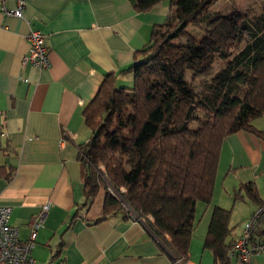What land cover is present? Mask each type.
Instances as JSON below:
<instances>
[{
	"label": "crops",
	"instance_id": "crops-1",
	"mask_svg": "<svg viewBox=\"0 0 264 264\" xmlns=\"http://www.w3.org/2000/svg\"><path fill=\"white\" fill-rule=\"evenodd\" d=\"M3 6L15 3L0 0V207L11 208L22 242L30 240L31 222L44 215L32 251L36 263L219 264L205 248L213 210H232L231 243L259 207L245 193L235 201L240 187L254 183L264 201V116L253 122L262 137L240 131L224 140L213 200L197 204L186 262L155 235L151 216L105 215L107 180L84 207L79 155L91 137L84 111L107 75L117 76V87L133 86V75L123 71L142 60L154 28L171 13L169 2L140 13L130 0H26L23 19L6 16ZM31 28L45 36L48 69L23 64ZM263 235L264 221L255 239ZM249 264H264V254Z\"/></svg>",
	"mask_w": 264,
	"mask_h": 264
},
{
	"label": "trees",
	"instance_id": "trees-1",
	"mask_svg": "<svg viewBox=\"0 0 264 264\" xmlns=\"http://www.w3.org/2000/svg\"><path fill=\"white\" fill-rule=\"evenodd\" d=\"M130 1L140 13L169 2L171 13L154 28L151 42L139 53L142 60L123 71L133 75V86L117 87V76L107 75L84 111L91 130L79 155L84 207L107 180L138 217L154 219L150 228L184 263L197 204L213 200L224 140L240 131L263 136L253 122L264 116V15L208 12L220 0ZM200 23L210 26L205 37L178 45L188 28ZM220 61L225 67L199 95L186 73L204 74ZM106 189L105 215L124 211L119 197ZM242 193L264 208L254 183L242 185L235 201ZM232 215L218 207L212 213L205 248L219 264H230Z\"/></svg>",
	"mask_w": 264,
	"mask_h": 264
},
{
	"label": "built area",
	"instance_id": "built-area-1",
	"mask_svg": "<svg viewBox=\"0 0 264 264\" xmlns=\"http://www.w3.org/2000/svg\"><path fill=\"white\" fill-rule=\"evenodd\" d=\"M12 1L15 3V8L6 9L3 6V13L9 17L23 19L26 0ZM27 39L30 48L23 64H31L38 70L48 69L51 62L44 34L40 30L31 28ZM44 209L46 211L48 206ZM11 211L9 207H0V264H37L32 256V251L36 244V232L43 227L44 215L31 222L32 235L30 240L22 242L19 229L10 223ZM263 216L264 208L258 207L244 225L243 233L233 241V247L228 254L229 258L242 264H249L253 256L264 254V235L260 239L254 237ZM48 264H55L54 259H51Z\"/></svg>",
	"mask_w": 264,
	"mask_h": 264
},
{
	"label": "rangeland",
	"instance_id": "rangeland-1",
	"mask_svg": "<svg viewBox=\"0 0 264 264\" xmlns=\"http://www.w3.org/2000/svg\"><path fill=\"white\" fill-rule=\"evenodd\" d=\"M208 12L218 13L221 16H226L234 12H240L242 15L247 17H258L264 15V0H220L215 2L214 5L208 10ZM209 30L210 26H205L201 23L197 26H190L185 36L178 42V45H185L191 40L200 42L209 32ZM244 46L245 45L243 44L242 47ZM225 64V62L220 61L204 74L187 72L186 79L199 95H203L208 92L209 84L211 83L214 75L221 69H223L225 67ZM178 67L180 68V66ZM198 127V125H193L194 129H197ZM109 189L123 202L125 211L128 214L136 216L135 212L129 207V205L126 204L122 198H120V194H118L113 188ZM121 192H125V189L122 188Z\"/></svg>",
	"mask_w": 264,
	"mask_h": 264
},
{
	"label": "water",
	"instance_id": "water-1",
	"mask_svg": "<svg viewBox=\"0 0 264 264\" xmlns=\"http://www.w3.org/2000/svg\"><path fill=\"white\" fill-rule=\"evenodd\" d=\"M112 190V189H111Z\"/></svg>",
	"mask_w": 264,
	"mask_h": 264
}]
</instances>
